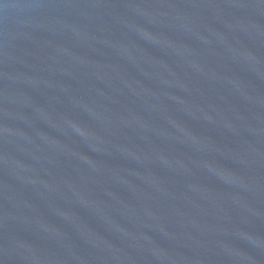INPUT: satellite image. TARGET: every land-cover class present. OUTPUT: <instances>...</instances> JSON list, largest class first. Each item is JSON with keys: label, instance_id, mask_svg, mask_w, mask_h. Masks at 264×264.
<instances>
[{"label": "water", "instance_id": "95a60500", "mask_svg": "<svg viewBox=\"0 0 264 264\" xmlns=\"http://www.w3.org/2000/svg\"><path fill=\"white\" fill-rule=\"evenodd\" d=\"M0 264H264V0H0Z\"/></svg>", "mask_w": 264, "mask_h": 264}]
</instances>
